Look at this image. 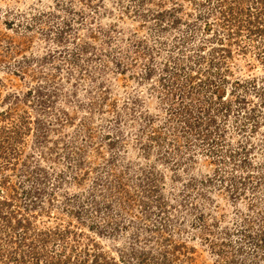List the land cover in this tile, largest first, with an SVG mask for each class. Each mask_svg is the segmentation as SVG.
Segmentation results:
<instances>
[{"label":"rangeland","instance_id":"374dc122","mask_svg":"<svg viewBox=\"0 0 264 264\" xmlns=\"http://www.w3.org/2000/svg\"><path fill=\"white\" fill-rule=\"evenodd\" d=\"M0 264H264V0H0Z\"/></svg>","mask_w":264,"mask_h":264},{"label":"trees","instance_id":"16d2710c","mask_svg":"<svg viewBox=\"0 0 264 264\" xmlns=\"http://www.w3.org/2000/svg\"><path fill=\"white\" fill-rule=\"evenodd\" d=\"M65 251V249L63 250V252ZM142 262H145L144 260H142Z\"/></svg>","mask_w":264,"mask_h":264}]
</instances>
